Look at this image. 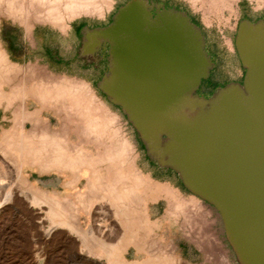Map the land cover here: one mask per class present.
Returning <instances> with one entry per match:
<instances>
[{"label": "water", "instance_id": "water-1", "mask_svg": "<svg viewBox=\"0 0 264 264\" xmlns=\"http://www.w3.org/2000/svg\"><path fill=\"white\" fill-rule=\"evenodd\" d=\"M81 34V55L107 48L96 86L149 159L219 212L239 264H264V19L237 24L243 86L229 82L208 97L197 91L214 60L184 10L127 0L107 25Z\"/></svg>", "mask_w": 264, "mask_h": 264}, {"label": "bare ground", "instance_id": "bare-ground-1", "mask_svg": "<svg viewBox=\"0 0 264 264\" xmlns=\"http://www.w3.org/2000/svg\"><path fill=\"white\" fill-rule=\"evenodd\" d=\"M187 1L195 12L203 15L208 10L219 16L222 15L223 10L233 14V3L239 2V0ZM260 1L258 0V8L262 6ZM112 2L113 0H21L20 2L0 0V25L3 15L23 25L27 33L32 31L34 20L50 23L57 29L65 31L63 32L65 34L74 18L83 14L102 17L105 11L111 8ZM20 66L11 64L7 60L6 53L0 45V82L14 80L17 76L19 78ZM28 69L33 71L32 75L35 77L40 76V79L27 76L30 79L25 82L30 83L27 92L21 85H18L17 89L34 96L42 106H50L59 111H70V113L64 112V117L72 120L74 124L71 128L78 130L80 138L76 140L69 137L67 126L69 122L65 125V122L59 123L61 126L58 130L59 128H53L50 122L43 119L39 110L32 108L33 111H29L24 107L25 109L20 112L18 110L16 115L15 110L12 109L14 111L12 116L16 115L15 122H12L14 127L0 136V182L9 174L10 177L13 176L15 181L13 185L16 184L17 193L24 197L31 207L37 209L38 222L40 227L45 228V234L48 236L56 229H66L68 234L81 240L88 256L94 261L104 259L105 264H182L180 258L173 257V251L171 248L168 249L169 246L164 249L162 245H158L160 236L158 229L166 224L175 227L182 219L190 226L198 214L210 215L211 212L203 204V200L193 193L185 195L172 186V183L155 180L141 170L137 163L136 144L125 132L117 114L109 110L105 103L103 107L102 101L90 92L88 83L84 80L61 75L62 73L56 76L55 72L52 74L34 65L28 66ZM10 74H13L14 79H10ZM19 82L17 83L24 85L23 81ZM239 84L243 86L242 83ZM1 91L0 93L5 92ZM8 99L6 97V102ZM15 101L18 102L17 99ZM57 110L55 111L58 113ZM25 123L30 125L28 131L24 129ZM29 169L57 172L62 179L60 184L65 193L60 195L56 191L38 187L27 176L26 171ZM6 186L3 185L5 190L3 195L0 190V206L9 202L14 194L12 185L7 188ZM157 201L158 203L163 201V206L160 214L154 216L151 205ZM82 214L88 219L86 228L81 222ZM110 216L115 221V227L111 226L113 222L111 223ZM200 220L202 221L203 218ZM205 220H208L207 216L204 222ZM208 221L211 219L209 218ZM201 227L199 229L197 227V232ZM201 237L214 240V237L209 238L206 232ZM111 238L115 240L109 242ZM209 243L210 241L207 242ZM36 244L35 242L33 254L34 258L39 260L41 250ZM199 246L201 247L200 244ZM129 247L134 248L136 255L144 252L145 256L129 260L126 257Z\"/></svg>", "mask_w": 264, "mask_h": 264}, {"label": "rangeland", "instance_id": "rangeland-1", "mask_svg": "<svg viewBox=\"0 0 264 264\" xmlns=\"http://www.w3.org/2000/svg\"><path fill=\"white\" fill-rule=\"evenodd\" d=\"M17 1L20 2L21 0H17ZM116 1H117L116 4H113L112 2V5H114V8L110 12L108 11L112 8V5L109 10L105 11L106 13L104 14V16L106 20H102L103 23H106V22L109 23L110 18H112L111 15L115 11L118 3L121 2L118 5L119 7L120 5L124 4L127 0H116ZM150 1H153L155 3L161 2L166 7H176V8L182 9L185 12H187L188 15L192 16L194 20L200 26H202L207 36L208 49L214 52L218 57L223 59L224 60L223 64H226L228 66V68L226 69L228 73L227 76H225V78L221 80L220 79H215L214 81L211 80V82H209L210 88L219 87L221 86L222 82H240V83L242 82L245 70L242 67L238 59L237 52L234 46V37L236 34L237 24L239 20L244 17L250 18L251 20H256L260 18L259 16L261 15L264 16V0H261V1L259 0L261 2L260 5H262L259 8H258V5H259L258 0H239L238 3H235V2L233 3V14H231L227 10H223L222 15H220L221 17L214 12H209L208 10L205 11L203 15L200 12H195L190 7V4L187 0H150ZM1 16H2L1 17L2 23L0 25V28L2 31H10L11 23H14L15 27H18L21 30H25V28H23L24 26L19 24L17 21H13L10 18H6L3 15ZM102 17H99L95 14L94 15H84L83 14L81 16L74 18L70 22V26L75 28V24L80 19L89 18L90 20H96ZM32 24L33 26L44 25L47 27H53L57 29V27L52 26L50 23H46V22H38V21L33 20ZM69 29L70 28H68L67 30ZM32 31L30 33L29 32L27 33V31L25 30L29 38L32 35ZM77 45H78V40L75 39L74 44H72L75 55H77V52H75L77 50L76 48ZM228 48H232V49H228ZM100 50H101L102 58H100L97 61L99 65V69H98V74L95 79L99 78V76L101 74L103 75V73L106 72L107 70V63H108L107 48L100 49ZM29 66H31V64ZM39 67L44 70L46 69L45 71L51 72L52 74L53 72H55L47 68L45 65H42ZM30 69L26 67L23 72L26 78L27 76L33 78L32 76H34L32 75L33 71L31 72ZM59 74L68 75L70 77L80 76L79 74H76L73 72H68V73L67 72H64V73L55 72L54 73V75L56 76L57 75L59 76ZM39 77H35V78L40 79ZM204 82H206L205 79H204ZM199 91L200 93L204 92L202 87H200ZM108 103L110 104V110L117 114L118 120L121 122L122 127L124 128L125 132L128 134L131 141L137 144V149L141 151L142 155L139 161L143 165H145L147 168L152 169L153 168L152 165L147 164L146 162L147 155H146L145 148H143L144 146L142 147L143 144H141L142 142L140 141L138 134L136 130L134 129V127L127 120L125 114L122 113L119 107L111 104L109 101ZM64 112L66 113L68 111H64ZM68 113H70V111ZM41 116L43 117L45 121L50 122L53 128H56V129L59 128L56 125L58 119L51 118V117L48 119V117L44 115H41ZM63 121L65 123L69 122L68 123L69 125L67 126L69 127L68 129L70 130L71 124H74L72 120L63 118ZM29 129H30V125L28 124L25 130L28 131ZM58 130H60V128ZM69 137L76 138V135L69 134ZM154 164L157 165L156 163ZM163 169L164 168H162V171H164ZM26 174L31 180V182L36 184L38 187H42L43 189H46L49 191H56L60 195L65 193L64 189L62 188L60 184L62 182V179L57 172H54V171L40 172L37 169H32V170L29 169L26 171ZM172 174L174 175L176 179H178L177 178L178 175H176L177 173H175V171H172ZM13 180H14L13 176L10 177V174H9L8 176H6V179L0 182V190H1L2 195L4 194V191H5L3 189V185L5 186L8 185L6 186V188L12 185L11 187L14 191V194L12 195L9 202L0 206V264H105L104 259H97L96 261L90 259L91 257L88 256L86 252L87 251L86 248L81 244V240L71 234H68L67 233L68 231L66 229H56L54 231H51L47 236L44 232L45 228L40 227L39 225L40 223L38 222L37 209L31 207L29 203L27 202V200H25L24 197H22L21 195L17 193V189H16L17 186L16 184L13 185V183H15V181ZM83 182L84 180L80 182V186L83 184ZM171 183L176 186H179L183 194L185 195H187V193L191 194L189 191L183 188V186H181V183L179 181H177V183H174L172 181ZM162 202L163 201L159 203L160 206L158 208V213L156 212V209L158 206L156 205L157 206L156 207L154 205H151L152 215H154L155 213L157 215L160 214V212L162 211V206H163ZM203 202L202 203L205 204L207 208H209L211 212L210 215H206L204 213V216L202 215L203 216L202 217L200 214H198L197 216H195L196 219L195 218L193 219L194 223L190 222L192 223V225L189 224L191 227L188 226V223L187 224L184 223L182 219L181 221H179L180 223H178L177 226H175V229H172L171 228L172 226H169L167 224L164 227L159 228L158 234L160 236L158 239L159 241L158 245L160 246L162 245V248L164 247L167 248V246H169L168 249L171 248L173 251L172 253L173 257L180 258L182 264H226V263L227 264L228 263L239 264V262L236 259V255L226 238L225 229H224L223 222H222L219 212L210 204L206 203L205 201ZM198 216L200 217L198 218ZM205 216H207L208 220L209 218L211 219L213 217V219L215 220V224L213 223V219H211V221L205 220L206 222H204ZM208 216H211V217H208ZM80 218H81L83 227L86 228L88 225L87 217L85 216V214H82ZM109 218H110L111 223L113 222L111 226L115 227V223H114L115 221L113 217L110 216ZM200 218H203V220L201 221ZM195 221H196V224H195ZM199 221L202 224H200ZM200 226L202 227L200 228V230H198L199 232H197V227L199 229ZM189 227H190V230L188 229ZM214 227H216V230L219 236L222 237L221 246L219 242H216L218 241L217 236L216 237L213 236V235H216L214 234L215 233L214 230L210 231L214 229ZM183 231H185L186 233L185 232L183 233ZM202 231H204V233L206 232L209 235V238L214 237V240H212L213 238L207 240L205 237H201V235L202 236L204 235ZM193 232L196 233L197 235L192 234ZM198 233L201 235H198ZM114 240H115L114 238H111L109 242H112ZM208 241H210L209 244H207ZM212 241L216 243L217 247L213 246L215 245L214 242L211 244ZM35 242L37 243L36 245L38 246V248H40L41 250V259L39 260H36L33 254ZM192 243L197 246L200 244L201 247L200 246L198 247H200V249L202 250L205 249L206 254L192 253V247H193ZM144 256H145L144 252H139L136 255L133 247H129L128 252L126 253V257L129 260L143 258Z\"/></svg>", "mask_w": 264, "mask_h": 264}, {"label": "crops", "instance_id": "crops-1", "mask_svg": "<svg viewBox=\"0 0 264 264\" xmlns=\"http://www.w3.org/2000/svg\"><path fill=\"white\" fill-rule=\"evenodd\" d=\"M116 3H117V1L114 0L113 4H116ZM120 3H118V5ZM118 5H117V7H118ZM117 7H116L115 11L112 13L111 17L116 12ZM113 8H114V5H112V8L108 12H110ZM259 17L264 19L263 15H261ZM98 19L99 20H105V16L102 18H98ZM110 21H111V18H110L109 22ZM106 23L108 24V22H106ZM107 24H105V25H107ZM77 30H78L77 27L74 28V27L70 26V29L67 30L66 33L64 34L63 31L55 29L53 27H47L44 25H35L33 27L32 35L30 37L31 39L27 36V34L24 30H21L18 27H15L14 23L10 24V31L0 30V45L6 53L7 60L11 64H14V63H15V65L17 64L18 67H19V65H21L20 66L21 76L19 75L20 79L18 78V76L16 77V79H14L13 74H10V79H14V80L8 79L9 81H7V82H5V81L0 82V88H1L0 91L1 90H2L1 92L5 91L3 93H0V136L2 134H4L6 131H8L9 129H12L14 127V125H13L14 123H12V122H15L14 119H15L16 115L18 114L17 111L19 110V112H20V111L24 110L25 108H26L25 110H29V111H31L32 108H33V110H39L40 111L39 113L41 115L48 117V119L50 117L58 119L56 125L59 128L61 126L60 124L64 123V121H63V118H65L64 117V115H65L64 111H67V110H60L59 111V109L57 110V109L50 107V106H46V105L42 106L41 103H39V101L34 96L32 97L31 95L25 93V92H27L29 84H30V83L29 84H26V83H27V81H30V79L26 78V76L24 75L23 72H24L25 68L28 67L30 64L31 65L34 64V66H36V67L45 65L47 68H49L55 72H61V70H59L60 67H57L58 69L55 68L57 66L56 65L57 63L68 64V63H74V62L78 63L79 62L83 68H90L92 66V62L96 63V65H97V61L100 58H102L101 50H99L98 53H95L93 55L83 56L79 53V47H80L79 46L78 48L76 47L77 50L75 52H77V55H75V53L73 51L72 44H74V40L77 39V37H76ZM81 37H82V34H81ZM65 43H67V44H65ZM208 52H209V55L211 57L218 58V56L214 52H212L210 50H208ZM45 62H46V64H45ZM62 72L64 73V71H62ZM22 75H24V76L22 77ZM22 78L23 79L26 78V79L23 80ZM72 78H74V77H72ZM76 78L80 79V80L82 79V81L84 80L86 83H88L87 85L91 91L89 89L88 90L90 92H92V94H94L98 99H100L102 101V104L103 103L106 104V105L103 104V107L105 105L110 110V104L108 103L106 96L96 86V83L100 78L98 80H96V79L92 80V79L85 78L82 76H77ZM17 79H18V81H17ZM14 81H15V83H14ZM19 81H23L24 85L19 84V83H22ZM17 82H19V83H17ZM15 85H16V87H15ZM18 85L24 86L23 88L25 89L24 90L25 92H22L23 90H21V89H17ZM72 85H74V84L72 83ZM12 87H14V88H12ZM10 88L12 91L10 90ZM9 91L11 92V94ZM16 91H17V93H16ZM12 92H13V95H12ZM4 93H5V95H4ZM22 93H25L26 97H25V94H22ZM20 94H22L24 96H22ZM8 96H9V99H8ZM6 97L8 99L7 102L5 100ZM22 97H23V100L21 101ZM16 99L18 100V102L15 101ZM7 103H9V104H7ZM34 108H36V109H34ZM12 109L15 110V112H16L15 116H12L13 112H14V111H12ZM54 109L57 110L58 113ZM10 117L11 118L14 117V118L9 119ZM27 124L28 123L24 124V129L26 128ZM65 124L66 123H64V125ZM72 126H73V124H71V127ZM69 134L70 135L75 134L76 140L80 138L78 136L80 133L78 132V130L75 131L74 128H71L69 130ZM136 146H137V144H136ZM139 147H141V146H139ZM142 147H143V145H142ZM141 155H142L141 151L138 150V160H137L138 162L137 163H138V165L142 171L149 174L155 180H158L161 182L162 181L168 182L171 184V181L169 179H167L165 177H161L159 175H156L153 172V169H149L145 165H143L139 161ZM146 158H147V160H146L147 164L154 165V163L149 159L148 156ZM160 168H162V167H160ZM163 170L166 172L171 171L170 169H167V168H164ZM171 185L175 186L176 188H178L181 191V193H183L179 186H176L174 184H171ZM181 186H183V185L181 184ZM159 203H158V201L156 203H153L154 206H156V204L158 206V207L156 206L157 207V209H156L157 213H158V208L160 206ZM154 215L156 216L157 214L155 213ZM208 217H211V216H208ZM211 219H213V217ZM213 223L215 224L214 219H213ZM171 228L175 229L174 226ZM213 230H214L216 236L218 237L219 244L222 245V237L219 236V234L217 233L216 227H214ZM198 246L193 244L192 253L206 254V250L205 249L202 250Z\"/></svg>", "mask_w": 264, "mask_h": 264}, {"label": "flooded vegetation", "instance_id": "flooded-vegetation-1", "mask_svg": "<svg viewBox=\"0 0 264 264\" xmlns=\"http://www.w3.org/2000/svg\"><path fill=\"white\" fill-rule=\"evenodd\" d=\"M163 6L166 7L164 4H163ZM173 8H176V7H173ZM176 9H179V8H176ZM180 10H182V9H180ZM190 19H191V21L194 24H196V25H198L200 27L201 32L204 35L205 48H206L207 53L209 54V52H208V50H209L208 49V41H207V36H206L205 31L203 30L202 26H200L194 20V18L192 16H190ZM105 24H107V23H103L102 20H98V19H96V20H90L89 18L88 19L87 18L86 19L84 18V19L78 20V22L75 24V27H78L77 28L78 29L77 30V40H78L77 48L81 44V33H82V30H83V28L85 26L88 27V28H93V27H101V26H104ZM211 58L214 60V66L210 70V74H209V77L206 79V82H204V80H202V82H201V84L199 86V89H200V87H202V89L204 90V92L203 93H200L199 89L197 91L199 95H203L205 97L210 96L212 94V92L215 90V87L210 88L209 82H211V80L214 81L215 79H220L221 80V79L225 78V76H227V74H228L227 71H226V69L228 68V66L226 64H223V61H224L223 59H221L220 57H218V58L211 57ZM56 65H57L55 67L56 69H58L57 67H60L59 70H61V71H64V72H67V73L68 72H73V73L79 74L82 77L89 78V79H92V80H94L96 78V76L98 74V69H99L98 63L96 65V63H94V62H92V66L90 68H83L79 62L78 63H76V62H74V63H68V64L57 63ZM101 76H102V74L99 76V78ZM99 78H97L96 80H98ZM227 83H229V82H222L221 86H223V85H225ZM154 165H152V167H153L152 169H153V172L156 175H159L161 177H165V178L169 179L170 181H173L174 183H177V181H179L181 183V181H180V179H179L178 176H177L178 179H176L174 177V175L172 174V170L169 171V172L162 171L161 170L162 168L158 167L157 165H155V166Z\"/></svg>", "mask_w": 264, "mask_h": 264}]
</instances>
